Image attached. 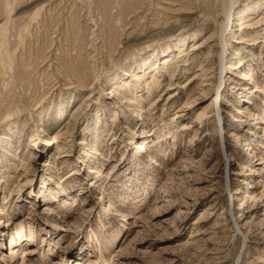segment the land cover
I'll list each match as a JSON object with an SVG mask.
<instances>
[{"label":"rangeland","instance_id":"rangeland-1","mask_svg":"<svg viewBox=\"0 0 264 264\" xmlns=\"http://www.w3.org/2000/svg\"><path fill=\"white\" fill-rule=\"evenodd\" d=\"M0 264H264V0H0Z\"/></svg>","mask_w":264,"mask_h":264},{"label":"bare ground","instance_id":"bare-ground-1","mask_svg":"<svg viewBox=\"0 0 264 264\" xmlns=\"http://www.w3.org/2000/svg\"><path fill=\"white\" fill-rule=\"evenodd\" d=\"M163 191H164V189H163V188H161L160 192H163Z\"/></svg>","mask_w":264,"mask_h":264}]
</instances>
